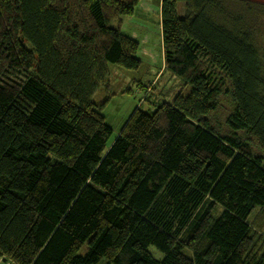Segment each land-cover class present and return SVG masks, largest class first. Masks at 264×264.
<instances>
[{
	"label": "trees",
	"instance_id": "1",
	"mask_svg": "<svg viewBox=\"0 0 264 264\" xmlns=\"http://www.w3.org/2000/svg\"><path fill=\"white\" fill-rule=\"evenodd\" d=\"M139 1L0 0V259L264 264V5L162 0L165 70L191 90L115 134L95 95L110 63L141 65L119 22Z\"/></svg>",
	"mask_w": 264,
	"mask_h": 264
},
{
	"label": "rangeland",
	"instance_id": "2",
	"mask_svg": "<svg viewBox=\"0 0 264 264\" xmlns=\"http://www.w3.org/2000/svg\"><path fill=\"white\" fill-rule=\"evenodd\" d=\"M29 1L37 8H41L44 3V0ZM250 1L264 5V0ZM161 2L162 0H140L133 14L119 19L122 29L139 42L138 57L141 65L137 69L128 70L110 63L109 86L101 87L95 95L98 103L108 99L103 113L115 134L123 129L137 107H153L157 101L171 100L179 91L186 94L191 90L190 86L185 87L184 80L165 70L160 28ZM262 10L264 15V9ZM258 24L260 53L264 56V19L259 20ZM221 210L222 208L218 207L214 215L219 216ZM87 250L85 243L79 252L80 255L83 256ZM150 250L155 257L163 258L155 246ZM97 264H106V260Z\"/></svg>",
	"mask_w": 264,
	"mask_h": 264
},
{
	"label": "crops",
	"instance_id": "3",
	"mask_svg": "<svg viewBox=\"0 0 264 264\" xmlns=\"http://www.w3.org/2000/svg\"><path fill=\"white\" fill-rule=\"evenodd\" d=\"M0 264H10L7 262V260L0 259Z\"/></svg>",
	"mask_w": 264,
	"mask_h": 264
},
{
	"label": "water",
	"instance_id": "4",
	"mask_svg": "<svg viewBox=\"0 0 264 264\" xmlns=\"http://www.w3.org/2000/svg\"><path fill=\"white\" fill-rule=\"evenodd\" d=\"M4 260H6V258H4Z\"/></svg>",
	"mask_w": 264,
	"mask_h": 264
}]
</instances>
